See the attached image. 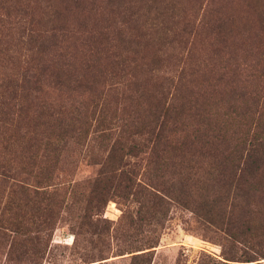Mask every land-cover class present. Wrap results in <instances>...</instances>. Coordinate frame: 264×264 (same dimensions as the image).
<instances>
[{
    "label": "trees",
    "instance_id": "obj_1",
    "mask_svg": "<svg viewBox=\"0 0 264 264\" xmlns=\"http://www.w3.org/2000/svg\"><path fill=\"white\" fill-rule=\"evenodd\" d=\"M170 2L105 0V9H123L120 28L109 27V31L106 27L103 35L84 30L80 44L71 50L59 46L65 42L67 28L59 29V35H36L34 21L26 19V8L16 1L0 0V237L11 238L8 241L13 244L23 229L28 234L30 228L50 227L48 216L58 219L61 210L74 212L75 218L68 224L73 230L86 229L98 235L99 205L108 192L129 205L138 204V209L157 224L172 204L183 205L203 223H210L213 205L229 200L210 199L215 190V186L210 188L213 169H201L197 157L189 151L193 147L191 139L201 127L199 124L194 133L192 118L201 116L200 120H205L202 115L209 113L199 105L200 99H207L205 94H194L188 87L196 81L198 72L182 69L176 80L168 75L151 91L146 82L155 81L159 69L154 66L161 63L160 57L153 56L152 67L146 69L147 62L137 59L136 51L132 57L118 51V43L127 45L126 52L131 44L139 47L140 39L129 32V23L141 10L145 23L149 22L150 41L161 39L159 27L163 35H170L172 28L167 24L174 15ZM127 10L132 17L128 20ZM224 14L226 18L210 24L219 45L226 43L223 29L234 22L230 13ZM179 37L182 35L175 34L169 44L178 42ZM45 87L67 97L58 103L48 102L43 96ZM112 92L114 103L107 99ZM75 93L82 96L81 102L67 108L63 102ZM252 104L255 115L262 104L256 93ZM93 148L99 172L88 186V195L81 183L69 184L68 192L53 183L62 159L76 149L91 155ZM145 153L155 158L151 162L152 181L149 172L145 174L138 164L126 161L128 157L141 160ZM167 176L173 181L166 187L163 177ZM222 187L227 193L258 189L250 181L238 179L224 182ZM66 195L69 198L65 202ZM230 200L231 207L236 208L235 200ZM26 215L34 218L26 220ZM263 223L260 231L246 220L241 225L243 230L225 232L219 244L220 255L201 251L195 264H264ZM32 243L42 246L46 241L27 236L21 242L23 250ZM156 246V241L149 242L146 249ZM146 249L131 253L130 264H151L154 250Z\"/></svg>",
    "mask_w": 264,
    "mask_h": 264
},
{
    "label": "rangeland",
    "instance_id": "obj_2",
    "mask_svg": "<svg viewBox=\"0 0 264 264\" xmlns=\"http://www.w3.org/2000/svg\"><path fill=\"white\" fill-rule=\"evenodd\" d=\"M7 1L19 2L18 6L27 9L26 19L30 17L34 21L36 35L39 32L44 36L59 35V29L67 28L65 42L59 46L71 50L80 44L84 30L103 35L106 27L108 30L109 27L120 28L119 19L123 15L122 8L105 9V0H5V3ZM170 1L174 14L167 24L172 28L170 35L165 36L160 27L155 28L161 39L150 41L149 22L145 23L144 10H141L129 23V32L140 39L139 47L133 48L131 44L126 52L127 45L118 43V51L128 57L136 51L137 59L143 58L147 62L146 69L152 67L149 64L153 56L160 57L161 63L154 66L159 69L155 81L146 82L151 91L168 75L176 80L182 69L198 72L196 81L188 87L194 94L199 91L205 94L207 99H200L202 103L199 105L209 113L202 115L207 117L205 120H200L201 116L192 118L194 133L199 124L201 127L200 132L192 137L193 147L189 151L195 154L201 169H213L210 188L215 186V190L210 199L226 201L229 197V200L213 205L210 223H203L183 205L172 204L170 211L157 224L144 210L138 209V204L129 205L117 194L108 192L101 197L99 205L98 235L86 229L73 230L68 224L75 218L74 212L61 210L58 219L48 216L47 220L52 223L50 227L30 228L28 234L23 229L13 244L8 241L11 238L0 237V264H130L131 253L148 248V243L153 241L157 246L146 249L154 250L150 253L151 264H195L201 251L220 255L219 244L225 238V232L243 230L241 225L246 220L254 230L260 231L264 222V73L261 72L264 67V0ZM225 12L232 15L234 22L230 24L226 19L230 24L223 29L227 34L226 43L219 45L210 24H215V20L221 17L226 18ZM128 14L127 10L126 20L132 18ZM184 28L186 33L183 34L181 30ZM227 28L231 31L228 32ZM175 34L182 37L169 44ZM12 38L15 39L14 34ZM178 56L182 57L180 61ZM254 68L258 70L254 72ZM254 93L262 103L255 115L252 113L255 110L252 104ZM43 96L54 103L67 97L47 87ZM107 99L114 103V93L108 94ZM81 100L82 96L75 93L63 104L72 108ZM91 152L90 155L89 151L76 149L68 154L59 163L53 183L67 192L69 184L81 183L86 187L83 192L88 195V186L99 172V166L94 165L97 161L95 148ZM141 158L128 157L126 161L138 164L140 170L150 175L154 156L149 158L145 153ZM150 178L154 180L152 175ZM163 178L166 187L173 181L168 176ZM237 179L239 182L250 181L258 189L248 193L222 191L224 182ZM68 198L66 195L65 202ZM231 198L237 203L236 208L231 207ZM25 218L34 217L26 215ZM27 236L38 237L46 244H28L23 250L21 242Z\"/></svg>",
    "mask_w": 264,
    "mask_h": 264
}]
</instances>
